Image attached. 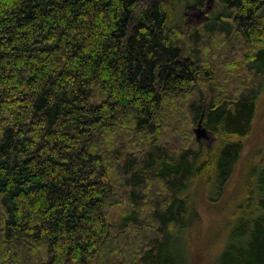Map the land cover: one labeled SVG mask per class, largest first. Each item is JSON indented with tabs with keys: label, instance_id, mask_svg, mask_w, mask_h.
Instances as JSON below:
<instances>
[{
	"label": "trees",
	"instance_id": "1",
	"mask_svg": "<svg viewBox=\"0 0 264 264\" xmlns=\"http://www.w3.org/2000/svg\"><path fill=\"white\" fill-rule=\"evenodd\" d=\"M144 1L0 0V264L191 262L186 193L224 190L264 103V0ZM260 159L216 264H264Z\"/></svg>",
	"mask_w": 264,
	"mask_h": 264
},
{
	"label": "rangeland",
	"instance_id": "2",
	"mask_svg": "<svg viewBox=\"0 0 264 264\" xmlns=\"http://www.w3.org/2000/svg\"><path fill=\"white\" fill-rule=\"evenodd\" d=\"M145 1L142 4H146ZM153 1L155 0L149 1L150 4ZM156 1L169 2L168 0ZM196 3L197 0H185L183 6L189 8ZM178 5L180 4L178 3ZM217 5L218 0H205L203 6H196L191 10H186L180 5V11L171 17L170 24H176L181 19L191 25L202 23L207 20L209 13L214 11ZM261 106L255 131L245 141V152L224 190L218 194L215 189L208 187V183L200 188L199 178L201 176H199L186 193V203L181 219H183L184 241L191 261L189 264H216L217 259L234 240V231L239 225L244 208L242 206L248 202L246 199L250 195V189L253 188L254 171L262 162L260 157L264 156L263 102ZM202 125L205 135L197 140L195 130L198 129V124L194 125L191 128L193 137L190 144L195 143L196 145L198 142L206 149L213 150L219 144V139L204 123ZM125 210V205H117L112 208L108 215L109 222L118 223Z\"/></svg>",
	"mask_w": 264,
	"mask_h": 264
},
{
	"label": "water",
	"instance_id": "3",
	"mask_svg": "<svg viewBox=\"0 0 264 264\" xmlns=\"http://www.w3.org/2000/svg\"><path fill=\"white\" fill-rule=\"evenodd\" d=\"M203 117L198 124V129L195 130L197 140H200L201 137L205 135V129H203V125H202L203 124Z\"/></svg>",
	"mask_w": 264,
	"mask_h": 264
}]
</instances>
